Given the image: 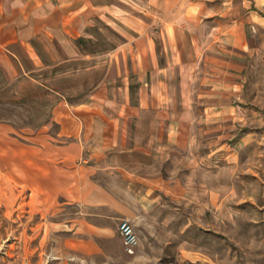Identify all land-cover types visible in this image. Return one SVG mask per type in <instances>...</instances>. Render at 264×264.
I'll use <instances>...</instances> for the list:
<instances>
[{
  "label": "crops",
  "instance_id": "1",
  "mask_svg": "<svg viewBox=\"0 0 264 264\" xmlns=\"http://www.w3.org/2000/svg\"><path fill=\"white\" fill-rule=\"evenodd\" d=\"M263 1L0 0V107L27 113H0L1 193L69 207L93 252L165 196L189 205L192 170L215 167L223 124L249 114Z\"/></svg>",
  "mask_w": 264,
  "mask_h": 264
},
{
  "label": "rangeland",
  "instance_id": "2",
  "mask_svg": "<svg viewBox=\"0 0 264 264\" xmlns=\"http://www.w3.org/2000/svg\"><path fill=\"white\" fill-rule=\"evenodd\" d=\"M254 9L264 14L261 3ZM257 31L239 102L249 114L235 125L223 124L229 146L215 167L192 170L203 189L189 196V205L165 196L149 221H129L139 238L134 254L125 250L121 222L119 239L93 252L77 245L86 239L81 232L64 226L69 207L46 209L38 198L30 203L21 186L9 195L4 188L0 264H264V26ZM0 113L16 115L20 125L27 122V113L20 109L0 107ZM185 166L182 159L171 163L169 175L185 178Z\"/></svg>",
  "mask_w": 264,
  "mask_h": 264
},
{
  "label": "built area",
  "instance_id": "3",
  "mask_svg": "<svg viewBox=\"0 0 264 264\" xmlns=\"http://www.w3.org/2000/svg\"><path fill=\"white\" fill-rule=\"evenodd\" d=\"M119 232L123 238L125 250L134 254L139 245V238L132 224L128 220H123L119 225Z\"/></svg>",
  "mask_w": 264,
  "mask_h": 264
}]
</instances>
